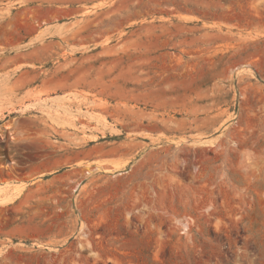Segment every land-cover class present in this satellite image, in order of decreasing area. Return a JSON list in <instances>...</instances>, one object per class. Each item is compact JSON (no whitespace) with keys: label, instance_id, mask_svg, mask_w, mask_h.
Returning a JSON list of instances; mask_svg holds the SVG:
<instances>
[{"label":"rangeland","instance_id":"1","mask_svg":"<svg viewBox=\"0 0 264 264\" xmlns=\"http://www.w3.org/2000/svg\"><path fill=\"white\" fill-rule=\"evenodd\" d=\"M0 82V264H264V0H0Z\"/></svg>","mask_w":264,"mask_h":264},{"label":"crops","instance_id":"2","mask_svg":"<svg viewBox=\"0 0 264 264\" xmlns=\"http://www.w3.org/2000/svg\"><path fill=\"white\" fill-rule=\"evenodd\" d=\"M19 66H21V65H19ZM19 66H17V67H19ZM17 67H14V70L20 71V70H24V69H27V68H33V66H31L30 64H28L26 66H21L19 68H17ZM3 85H4L3 82H0V88H3ZM2 102H3V104H2L3 108L6 107V103L4 101H2ZM0 117H1V113H0Z\"/></svg>","mask_w":264,"mask_h":264}]
</instances>
